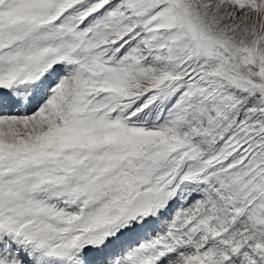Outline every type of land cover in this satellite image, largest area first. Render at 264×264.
I'll return each mask as SVG.
<instances>
[{"label":"snow or ice","instance_id":"1","mask_svg":"<svg viewBox=\"0 0 264 264\" xmlns=\"http://www.w3.org/2000/svg\"><path fill=\"white\" fill-rule=\"evenodd\" d=\"M0 264H264V0H0Z\"/></svg>","mask_w":264,"mask_h":264}]
</instances>
